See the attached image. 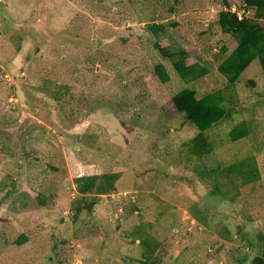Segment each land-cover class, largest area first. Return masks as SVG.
Listing matches in <instances>:
<instances>
[{
	"label": "rangeland",
	"instance_id": "374dc122",
	"mask_svg": "<svg viewBox=\"0 0 264 264\" xmlns=\"http://www.w3.org/2000/svg\"><path fill=\"white\" fill-rule=\"evenodd\" d=\"M225 2L0 0V264H251L243 253L262 254L264 79L257 61L231 88L217 73L236 47L218 13L253 16L243 0ZM153 22L166 30L150 33ZM152 42L187 51L208 74L182 81ZM186 88L221 90L236 106L205 133L211 153L189 161L197 130L169 102ZM238 120L248 137L222 144ZM111 174L114 191L77 196V178Z\"/></svg>",
	"mask_w": 264,
	"mask_h": 264
},
{
	"label": "trees",
	"instance_id": "16d2710c",
	"mask_svg": "<svg viewBox=\"0 0 264 264\" xmlns=\"http://www.w3.org/2000/svg\"><path fill=\"white\" fill-rule=\"evenodd\" d=\"M166 1V0H164ZM174 4H177L179 0H172ZM224 4L227 6V2L224 0ZM243 7L245 10L252 12L253 16L248 18L238 19L235 13L230 10H222L217 15L216 24L219 26V30L222 34L234 37L236 40V47L228 54L223 61L217 67V73L226 82L227 87L231 88L235 85L239 76L250 66L253 61H257L261 70V74L264 79V0H243ZM169 14L173 13V9H168ZM146 29L154 34L158 35L164 30V25L156 24L155 22L147 24ZM153 43V42H152ZM153 47L159 52V54L167 59L171 60L172 68L175 74L184 82H195L208 74V69L195 60L189 58V53L183 49L176 51H169L162 43L154 42ZM224 52V50H222ZM153 72L156 79L161 84H166L169 81V76L164 66L159 64L153 65ZM253 85L252 82H249ZM46 97V107L50 111H56L57 116L63 114L62 110L57 106L51 107L54 98ZM231 98L222 93L221 90L206 93L202 97L198 98L196 92L191 89H182L181 91L173 94L169 102L177 113H181L187 119V121L197 130V134L193 137L185 147L187 155L186 161L190 159H197L202 155H208L212 151L211 145L207 142L206 132L217 124L223 122L230 115V110H234L235 104L231 102ZM105 105L101 102L99 109H104ZM93 108L88 113H95ZM248 137V129L242 120H238L237 124L230 128L225 134L222 133L219 137L220 142L233 143ZM183 151V148H181ZM181 155V152L178 153ZM253 166L250 160L248 162H239L233 164L232 167L238 170L248 169ZM118 175H90L79 177L75 180L76 194L78 197H83L88 194L103 195L115 190V181H117ZM6 187L4 182L0 181V193H3V189ZM8 194V193H7ZM6 197V195L4 196ZM39 205H43L42 200H38ZM93 206L91 202L87 209ZM80 210H77V214ZM222 237L232 240L233 236L229 228L223 227ZM27 243V238L24 235L14 242L15 246H22ZM57 247L58 245L55 244ZM244 261H248L251 264H264V251L260 256H251L247 253H243ZM240 263V261H239ZM241 264V263H240Z\"/></svg>",
	"mask_w": 264,
	"mask_h": 264
}]
</instances>
